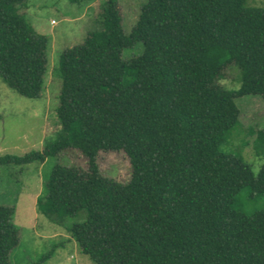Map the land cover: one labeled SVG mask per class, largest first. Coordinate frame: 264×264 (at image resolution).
Returning <instances> with one entry per match:
<instances>
[{"label": "trees", "instance_id": "obj_1", "mask_svg": "<svg viewBox=\"0 0 264 264\" xmlns=\"http://www.w3.org/2000/svg\"><path fill=\"white\" fill-rule=\"evenodd\" d=\"M27 1L0 0V77L36 99L50 39L21 14ZM99 22L60 56L57 136L41 150L0 155V166L83 153L87 168L57 163L34 206L58 225L79 219L68 231L97 264H264V161L254 174L222 148L240 124L236 100L264 99V6L148 0L126 34L118 2L107 0ZM137 42L142 54L124 59ZM229 66L239 69L238 90L220 86ZM252 134L264 155V129ZM101 151L127 155V184L101 173ZM13 218V206L1 205L0 264L19 241Z\"/></svg>", "mask_w": 264, "mask_h": 264}, {"label": "rangeland", "instance_id": "obj_2", "mask_svg": "<svg viewBox=\"0 0 264 264\" xmlns=\"http://www.w3.org/2000/svg\"><path fill=\"white\" fill-rule=\"evenodd\" d=\"M107 0H93L83 5L68 0H28L20 9L36 32L50 39L49 70L45 77L42 97L29 99L10 89L0 77V155H22L31 150H41L54 139L60 122L58 107L62 89L59 59L63 51L82 44L88 32L100 28L101 5ZM122 16L124 32L129 34L137 23L142 6L148 0H116ZM248 6H264V0H247ZM144 45L137 42L125 48L124 59L142 54ZM220 86L238 90L240 74L236 66L223 71ZM240 109V124L222 146L223 150L241 154L257 174L264 161L255 149L256 130L264 129V99L245 95L236 100ZM57 163L87 168L82 152L70 149L45 162L29 163L22 167L0 166V206H13L14 225L19 228V241L11 250L10 264H97L79 248L67 226L77 218H69L65 225L49 221L35 210V199L43 190L44 178ZM98 165L103 175L127 184L132 168L123 151H101ZM247 191H243L246 193ZM262 202H250L251 209Z\"/></svg>", "mask_w": 264, "mask_h": 264}]
</instances>
